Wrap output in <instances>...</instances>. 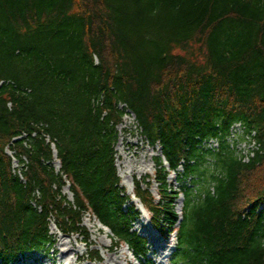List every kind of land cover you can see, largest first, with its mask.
I'll list each match as a JSON object with an SVG mask.
<instances>
[{
    "label": "trees",
    "instance_id": "1",
    "mask_svg": "<svg viewBox=\"0 0 264 264\" xmlns=\"http://www.w3.org/2000/svg\"><path fill=\"white\" fill-rule=\"evenodd\" d=\"M0 83V264L46 249L51 218L68 235L85 214L145 256L115 167L127 111L161 151L159 200L146 182L134 193L176 231L173 263L264 264V175L250 186L264 169V0H0ZM252 132L243 162L235 145ZM165 163L193 184L180 222Z\"/></svg>",
    "mask_w": 264,
    "mask_h": 264
},
{
    "label": "rangeland",
    "instance_id": "2",
    "mask_svg": "<svg viewBox=\"0 0 264 264\" xmlns=\"http://www.w3.org/2000/svg\"><path fill=\"white\" fill-rule=\"evenodd\" d=\"M134 125L135 122L133 117H124L121 121V124L116 128L117 142L114 146L115 167L117 175L120 179V187L125 191L126 197H128L127 208L135 207V209L139 213L137 220L133 223L132 231L144 237L147 241V254L145 259L137 260L132 257L130 251L125 245H113V241L111 239L112 233L107 228L103 227L96 219L92 218L89 215H84L81 227L84 231H86L87 236H83L82 234H70L68 236L62 235L58 232L56 220L54 218H51L48 228L50 245L46 249H43L39 252L26 254L25 256L20 257L15 264H27L28 262H30V264H56L59 258L52 260L50 259V256L52 255L54 249H56L55 241L60 238L65 242L72 241V244L76 251L84 254V257L82 261L79 262V264H127V261L129 262V264H173L172 259H169L168 261L162 260L160 256L161 254L159 255L157 252L152 253L154 248L151 246L150 236L143 233L144 228L149 230L150 233H152L151 236L159 240L158 242L164 250H171V247L174 248L176 245V239L174 235H171L168 238H166L165 236L161 237L157 232H155L154 229H150L151 222L148 214L144 212V209L133 195V184L135 182H143L149 178H153L155 171V158L161 156L159 147H151L148 144L147 140L141 135V133ZM245 139L241 138L235 146H237V154H240L243 157L244 162H247L246 157H251L250 153L254 147V144L251 140L250 143H248L246 137ZM120 144L122 145L119 146ZM209 145L210 144H208L207 146ZM149 151H151V156L146 158V162L151 164L153 168L152 173L142 175L141 173H137L136 170H134L132 172V175L123 174V172L125 171L124 164L126 162H129L132 165L137 162L138 165V163L142 160V156ZM7 153L11 154L10 151ZM55 162L56 161L52 163L54 164ZM17 167L18 165L13 163V168L17 169ZM181 172L182 169H179L178 174ZM256 172L257 176L250 181V186H256L257 184H260V179L264 175V169L257 170ZM178 174L171 173L167 178V182L168 184H170L172 189H175V191L177 192L182 185L187 186V188L193 189V184L190 179L182 180L181 178H179ZM149 183L152 185L149 189L150 193L155 199H158L156 188L157 185L152 183V181H149ZM62 194L69 202H73V196L68 189L67 183L66 186L62 189ZM182 203L183 197L180 196L178 201H176L175 206V210L178 214L180 213ZM85 237L87 240L91 241L90 244L84 245L80 242H77V240H81ZM109 248H111L112 250L108 251ZM93 250H97L99 252V261L90 260V252ZM69 259L74 262L73 256H70Z\"/></svg>",
    "mask_w": 264,
    "mask_h": 264
},
{
    "label": "bare ground",
    "instance_id": "3",
    "mask_svg": "<svg viewBox=\"0 0 264 264\" xmlns=\"http://www.w3.org/2000/svg\"><path fill=\"white\" fill-rule=\"evenodd\" d=\"M122 144H120L119 146H121ZM151 151H149L148 153H146L145 155L142 156V160L138 163L135 162V164H130L129 162H126L124 164L125 166V171L123 172L124 175L129 174L132 175V172L134 170H136L137 173H141L143 174H149L152 173V166L150 163L146 162V158L151 156ZM136 166V167H135ZM144 234L150 236V241H151V246L154 248L152 253L157 252L159 255L161 252H164V249L160 246L159 244V240L155 239L154 237H152V233H150L149 230L144 228L143 231ZM93 241V240H92ZM77 242L82 243L84 245H88L91 243L90 240H87L86 237L82 238L81 240H77ZM56 243V249H54L52 255L50 256V259L55 260L56 258H59V260L56 262V264H79L80 261H82L84 254L80 253L79 251H76V249L74 248L72 241H64L63 239H57L55 241ZM112 249L109 248L108 251H111ZM70 256L74 257V262L71 261L69 259ZM127 264H129V262H126ZM27 264H30V262H28ZM41 264V263H39Z\"/></svg>",
    "mask_w": 264,
    "mask_h": 264
},
{
    "label": "built area",
    "instance_id": "4",
    "mask_svg": "<svg viewBox=\"0 0 264 264\" xmlns=\"http://www.w3.org/2000/svg\"><path fill=\"white\" fill-rule=\"evenodd\" d=\"M238 129H239V128L237 127L236 130H238ZM246 138H247V142H248V143H250V140H251L252 143L254 144V147H253V149H252V151H251V153H250V156L253 157L255 151L258 150V145L255 143V141L252 139L251 136H247ZM245 140H246V139H245ZM247 142H246V143H247ZM246 158H247V160H248V159H249V156H247Z\"/></svg>",
    "mask_w": 264,
    "mask_h": 264
}]
</instances>
